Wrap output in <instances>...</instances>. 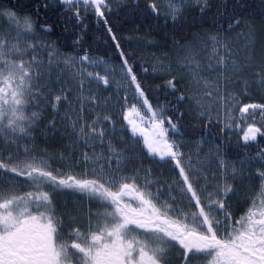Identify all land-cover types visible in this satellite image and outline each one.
Instances as JSON below:
<instances>
[{"label":"snow or ice","instance_id":"1","mask_svg":"<svg viewBox=\"0 0 264 264\" xmlns=\"http://www.w3.org/2000/svg\"><path fill=\"white\" fill-rule=\"evenodd\" d=\"M254 8L0 0V264H264V0ZM45 132L62 151L39 147Z\"/></svg>","mask_w":264,"mask_h":264},{"label":"trees","instance_id":"2","mask_svg":"<svg viewBox=\"0 0 264 264\" xmlns=\"http://www.w3.org/2000/svg\"><path fill=\"white\" fill-rule=\"evenodd\" d=\"M4 2L5 3H9V2L10 3H16L17 0H4ZM249 2L255 6L254 11H259L260 10L261 0H249ZM19 3L23 5V4L27 3V0H19ZM124 27L126 29H128V28H131V25L128 24V25H126ZM239 31H242V29L239 30ZM131 34L132 33L130 31H127V30H125L123 32V35H125V36L131 35ZM97 35L99 37H103V33H98ZM49 39L55 40L56 37H54V36L53 37H49ZM154 39L159 40V37L158 36L154 37ZM121 43L123 44L124 42L122 41ZM100 47H101V50H103V45L102 44L100 45ZM138 55L143 56L142 53H138ZM145 66H147V65H145ZM107 95L111 96V93H108ZM113 110L116 112V115H115L114 119L117 121L116 133H117V135H119V132L122 133V126L119 124V122L121 120V110L119 109V107H114ZM184 123L198 126L200 122L192 120L191 117H186ZM37 138L40 141L47 140V143L41 142L39 144V147L47 148L49 150V152H53L54 153L57 150H60V151L63 150L62 148H60V145L63 143V141L59 137H53L50 134H48L47 132H45L43 135H40V133H37ZM231 143H232L231 152H232L233 159H236L237 157H239L240 159H243V157L248 155L250 151H253V150H249V151L246 152V151L242 150L240 148V144L237 142V140H236V138L234 136L231 137ZM260 147H264V144H261ZM144 163H145V165L147 167H149V168H151L153 170V172L155 173V175L157 177H166L168 175V169L171 167L170 165L163 164V163L155 164L151 160H148V159H145Z\"/></svg>","mask_w":264,"mask_h":264},{"label":"rangeland","instance_id":"3","mask_svg":"<svg viewBox=\"0 0 264 264\" xmlns=\"http://www.w3.org/2000/svg\"><path fill=\"white\" fill-rule=\"evenodd\" d=\"M3 22L0 21V24ZM242 38H239L237 43L240 44V49L237 51V54L240 56L241 59H243L244 53H243V44L241 43ZM156 51L155 49H148L144 52H141L144 57H148L151 52ZM89 71H92V69H89ZM262 93L258 91H254L252 93L253 100H250L248 102H261L260 95ZM120 111V110H119ZM41 135V134H40ZM119 135H122V133L119 132ZM239 167V165H237ZM63 201H67L69 204V207H71L73 204L79 205L82 210L87 213L89 209H91L93 212L97 211V205L95 203H90L87 198L81 200L79 195H67L61 198Z\"/></svg>","mask_w":264,"mask_h":264}]
</instances>
